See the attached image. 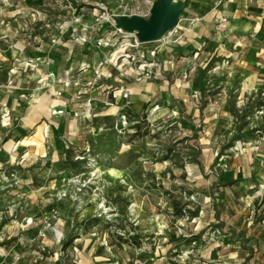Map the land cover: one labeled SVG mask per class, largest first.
I'll return each instance as SVG.
<instances>
[{
	"label": "rangeland",
	"instance_id": "obj_1",
	"mask_svg": "<svg viewBox=\"0 0 264 264\" xmlns=\"http://www.w3.org/2000/svg\"><path fill=\"white\" fill-rule=\"evenodd\" d=\"M140 5L0 0V264H264V186L239 179L264 164V92L239 94L238 68L256 66L239 52L212 55L213 40L194 66L171 73L155 69L160 51L149 55L158 42L93 66L123 47L93 41L117 15L147 19ZM62 54L64 66L73 60L77 69L78 55L90 66L72 70L85 119L68 135L53 111V128L37 141V126L8 112L13 101H47H38L52 85L47 64ZM143 81H159L169 104L110 105Z\"/></svg>",
	"mask_w": 264,
	"mask_h": 264
},
{
	"label": "crops",
	"instance_id": "obj_2",
	"mask_svg": "<svg viewBox=\"0 0 264 264\" xmlns=\"http://www.w3.org/2000/svg\"><path fill=\"white\" fill-rule=\"evenodd\" d=\"M173 1L184 3V9L181 12L176 30L170 34V42L166 47L164 46L165 48L162 47L158 54L164 62L157 64L155 69H158V72L171 73L178 66H194V60L203 57V54L208 52L206 51L208 43L213 40L217 43V47L212 55L216 54V57L228 58L233 53L239 52L244 56L241 58L243 61L256 66L252 69L238 68V72L243 78V83L239 89L241 98L243 97V100H246L245 98H249L248 96L253 93L263 94L264 84L262 82L264 80L256 79L254 84H252L249 77H264V67H262L264 64V0ZM153 2L154 0H142V5L140 6L146 8L147 13H149ZM136 16L146 19L142 14H137ZM221 19L225 20L223 24L220 23ZM69 57L70 55L68 54H62L57 59L48 62L47 72L52 79V85L45 88L38 96V101L46 98V102L23 105L13 101L12 107L8 112L12 121L20 119L24 121L25 125L37 126L35 135L37 141H41L44 133H48L53 128L52 126L50 127L52 123L47 120V117H52L51 113L53 111H62V115L54 117H63L64 120H67L66 128L64 124L63 129L68 135H78L81 131L85 118L80 111L86 109V97H84V93L79 88L81 77L75 78L72 73V70L76 69L74 61L72 60L70 64L67 63L64 66V62H68ZM78 57H80V62L77 64V74L85 71L84 65L86 68L90 67L85 64L87 59L80 55ZM102 60L101 56L96 55V58L91 60V64L95 66V62ZM56 61H59V63H55ZM160 75L158 73L154 80L160 81L162 79ZM159 81H143V84L140 85L141 89L138 91L127 89L129 94L127 100L119 99L116 96L117 98H113V104L111 103L110 105L112 107L121 105L127 108L140 106L141 110L148 102L156 103L160 101L167 106L170 101V95L169 93H161V88L157 87ZM19 82L21 80L18 79L17 84ZM212 89L204 90L206 92L204 100L208 99L207 95ZM224 90V88L220 90V95L225 94ZM179 91L182 93V90ZM94 103L95 100L92 104ZM98 103L103 104L102 101H97L95 105ZM77 111L81 113L80 116H77ZM239 177V179L244 178L247 186L251 183L257 186H264V164L254 165L253 168L244 167Z\"/></svg>",
	"mask_w": 264,
	"mask_h": 264
},
{
	"label": "water",
	"instance_id": "obj_3",
	"mask_svg": "<svg viewBox=\"0 0 264 264\" xmlns=\"http://www.w3.org/2000/svg\"><path fill=\"white\" fill-rule=\"evenodd\" d=\"M184 3L173 0H154L147 19L140 16H116V28L134 33L142 44L157 42L176 29Z\"/></svg>",
	"mask_w": 264,
	"mask_h": 264
},
{
	"label": "built area",
	"instance_id": "obj_4",
	"mask_svg": "<svg viewBox=\"0 0 264 264\" xmlns=\"http://www.w3.org/2000/svg\"><path fill=\"white\" fill-rule=\"evenodd\" d=\"M224 22H225V20H223V19L220 20V23L223 24ZM110 27H111V30L109 32L102 33L101 37H99V38H97L96 40L93 41L92 47L93 48H105V47L113 46L114 43L115 44L118 43V42L120 44L123 43V47H122L121 51L118 50V51H115L112 54L109 53L106 56H103L104 62L110 63L111 61L112 62L114 61V64L116 65L117 61H119V59H121V58H123L125 60L133 59V56L130 53L125 52V51L127 49L138 50L144 44L140 43L137 40V38H136L134 33H127V32H125V31H123L121 29L116 28V26L114 25L113 21H111ZM175 30L176 29H174L172 32H174ZM172 32L166 34L161 40L157 41L161 45L159 47L154 48L153 50H151L149 52V55L151 57H154L155 55H157L159 53L160 49L162 47H164L165 44L170 42V34ZM82 40H83V43H87V41L85 40V37ZM99 66H103L102 62L100 63ZM102 68L100 69V71L102 70ZM97 73L98 72H96V74ZM120 98L125 100V99L128 98V94L124 93L122 96H119V99ZM53 115L60 116V115H62V111H57Z\"/></svg>",
	"mask_w": 264,
	"mask_h": 264
}]
</instances>
